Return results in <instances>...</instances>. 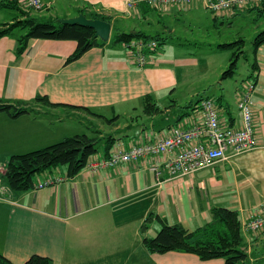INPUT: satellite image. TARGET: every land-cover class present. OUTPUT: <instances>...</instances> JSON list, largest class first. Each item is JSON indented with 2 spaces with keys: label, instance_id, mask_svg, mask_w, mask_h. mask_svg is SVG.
<instances>
[{
  "label": "crops",
  "instance_id": "0c3cea01",
  "mask_svg": "<svg viewBox=\"0 0 264 264\" xmlns=\"http://www.w3.org/2000/svg\"><path fill=\"white\" fill-rule=\"evenodd\" d=\"M42 1L50 8L32 11L34 17L55 13V18L66 19L85 9L111 16L112 31L119 22L145 20L159 28L157 34L165 36L166 44L177 40L176 46L180 48L186 42L177 33L178 24H169L166 18L179 23L181 16L194 19L203 12L211 13L205 5L210 0H193L190 7L165 8L146 4L131 8L130 0ZM261 3L253 12L263 16ZM3 9L15 12L13 21L18 17L17 11L9 8L0 11ZM240 11L233 9L228 13L237 16ZM213 15L214 27L219 19H227L225 14ZM12 35L0 39V99L23 103L36 115L11 119L0 114V254L14 264H24L34 255L50 258L53 264H224L223 260L202 261L196 255L182 252L155 254L147 249L144 238L154 237L161 229L157 217L167 225L195 230L212 220L215 208L237 211L242 225L264 211V70L258 55V78L255 79L256 73L252 78L257 138L254 151L236 155L230 148L225 160L179 178L168 175L165 162L180 149L95 174L84 169L75 177L68 176L67 167H57L39 175L36 185L49 179H63L62 182L39 190L15 192L5 177L6 165L14 155L43 149L77 134L113 136V151L118 147L130 149L155 143L168 138L174 128L203 126L199 101L202 103L209 97L195 101L199 95L193 91L187 101L171 100L172 104H168L188 75L181 71L183 66H178L180 60L162 63V55L157 60L164 67H152L160 48L146 51L148 65L139 67L133 57L138 48L109 40L67 64L77 49L75 41L34 39L18 56L19 38ZM239 86L233 95L236 103L245 89ZM148 95L161 109L154 115L144 113V98ZM38 96H46L59 105L39 103ZM221 102L216 104L221 126L240 129L242 113L238 104L233 111L229 103ZM73 106L89 108L95 114ZM200 142L196 140L185 147ZM107 158L101 148L90 161ZM153 166L161 167L159 179L151 170ZM145 223L147 229L142 232ZM242 230L250 264L264 263V231L248 232L243 227Z\"/></svg>",
  "mask_w": 264,
  "mask_h": 264
},
{
  "label": "trees",
  "instance_id": "16d2710c",
  "mask_svg": "<svg viewBox=\"0 0 264 264\" xmlns=\"http://www.w3.org/2000/svg\"><path fill=\"white\" fill-rule=\"evenodd\" d=\"M264 5V2L261 3ZM258 5L253 8H246L253 12ZM261 7V6H260ZM259 7V8H260ZM0 8H9L18 12V17L11 23L3 24L0 27V39L12 35L15 31L24 32L18 39L17 55L21 56L27 49L29 42L34 39L54 40V41H75L77 49L67 59V64L79 60L89 50L106 44L95 36L96 32L91 28H84L78 25L70 26L61 24L60 18L42 22L34 17L31 12L25 11L19 6V0H1ZM264 12V9L261 10ZM83 14L88 19L102 20L110 24L113 23L111 16L90 12L85 9L78 11L76 15ZM130 45L132 42L142 41L144 44L150 41L157 42L154 51H158L160 46L167 43V39L157 34L150 36L142 31L120 32L114 29L110 41ZM246 40H240L232 44L219 45V50H233V57L230 65L222 74V79L233 78L238 69V60L245 56ZM255 53L264 46V30L260 31L253 41ZM150 50H147V52ZM258 62L252 65L250 78H258ZM36 101L48 106H58L52 103L46 96H38ZM199 101V104H201ZM90 114H95L89 108L75 107ZM161 111L159 105L150 95L144 98V113L154 115ZM7 114L11 119H17L24 115H36L35 111L23 103H9L0 99V114ZM115 145L113 136H89L87 134H77L66 137L62 141L50 145L46 148L32 151L23 155L10 157L6 169L5 177L10 188L15 192H27L36 187L37 176L52 171L59 166L67 167L68 176L75 177L88 165L90 159L96 155L101 148L104 149L106 157L112 155ZM212 220L203 227L189 230L182 225H167L157 217L161 223V229L154 237H145L144 244L147 249L155 254H165L169 252H182L196 255L202 261L223 260L224 264H250L249 255L244 248V236L242 222L239 213L228 208H215L212 210ZM150 217L147 220H151ZM147 229V224L142 226V232ZM0 264H14L4 255L0 254ZM24 264H53L47 257L34 255Z\"/></svg>",
  "mask_w": 264,
  "mask_h": 264
},
{
  "label": "built area",
  "instance_id": "2783aa9c",
  "mask_svg": "<svg viewBox=\"0 0 264 264\" xmlns=\"http://www.w3.org/2000/svg\"><path fill=\"white\" fill-rule=\"evenodd\" d=\"M262 1L210 0L205 5L208 11L219 15L233 9L252 8ZM193 2V0H130L129 6L132 8L146 4L154 8H165L168 6L190 7ZM19 6L27 12H43L50 8V5L42 0H19ZM128 46L138 48L134 52L133 57L137 66L145 67L148 65L146 51L156 49L157 42L150 41L144 44L142 41H136ZM254 91V83L248 81L245 89L240 93L238 102V108L242 113V127L240 129L222 127L216 104L212 99L208 98L201 103L205 121L203 126H195L191 129L174 128L172 134L164 140L133 146L130 149L118 147L114 151L112 150V155L107 159L89 161L85 169L95 174L103 169L114 168L122 163L138 162L146 157L171 154L180 149L175 155H170L165 162L168 175L172 178H179L191 176L199 170L209 168L215 163L225 160L230 148L234 149L236 155L252 152L257 148L254 123ZM196 140H201V142L185 147ZM151 170L159 179L162 172L161 167L153 166ZM62 181L63 179H49L36 185L34 189H43ZM242 227L248 232L257 233L264 231V211L251 220L244 222Z\"/></svg>",
  "mask_w": 264,
  "mask_h": 264
},
{
  "label": "rangeland",
  "instance_id": "374dc122",
  "mask_svg": "<svg viewBox=\"0 0 264 264\" xmlns=\"http://www.w3.org/2000/svg\"><path fill=\"white\" fill-rule=\"evenodd\" d=\"M240 10L242 13L237 16H233V13H224L227 19H219V24L216 27L212 24L214 15L208 12H203L194 19L181 16L179 23H173L166 18L167 23L178 24L177 33L181 37V41L186 42V45L180 48L176 46V40L173 44L168 42V44L160 46V50L153 58L156 61L153 60L152 67L161 66V62L157 60V57L162 55V63L167 60H180L178 66H183L184 68L181 71L188 75V79L180 84L178 92L172 96L167 102L168 104H172L171 100L184 102L190 96L191 93L189 92L195 91L199 95L195 101L200 97H209L215 104H220V101H222L223 105L229 103L233 111L237 110L236 104H238V101L236 103L233 96L235 87L237 85L246 87L248 81L253 82L250 75L252 65L257 61V55L264 70V48L260 49L259 54H256L253 45L256 35L264 30V15L260 16L259 12ZM71 15H75V13ZM222 15L219 14L218 16L222 17ZM35 16L40 21L46 22L55 19L57 15L55 13H42L35 14ZM14 17V11L7 9L0 11V27L2 23L13 21ZM131 26L150 36L160 33L159 28L153 22L148 23L145 20L138 19L119 22L115 29L121 32H129ZM23 33L21 30H17L12 36L13 38H19ZM159 35L165 37L162 34ZM241 38L246 40L245 56L242 55L238 60L236 75L233 78L223 80L222 74L228 69L234 51H221L218 47L223 44H232ZM176 48L179 49L173 51ZM182 77L183 75L180 76V79ZM218 107L220 109V105ZM61 168L66 169L65 166L58 167V169ZM258 264L264 263L259 261Z\"/></svg>",
  "mask_w": 264,
  "mask_h": 264
},
{
  "label": "water",
  "instance_id": "95a60500",
  "mask_svg": "<svg viewBox=\"0 0 264 264\" xmlns=\"http://www.w3.org/2000/svg\"><path fill=\"white\" fill-rule=\"evenodd\" d=\"M59 22L70 26L78 25L84 28H91L96 32L95 36L103 42H108L112 34V24L102 20L88 19L83 14L72 18L59 19Z\"/></svg>",
  "mask_w": 264,
  "mask_h": 264
}]
</instances>
